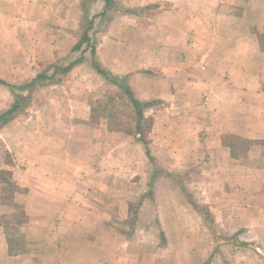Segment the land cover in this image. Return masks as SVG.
I'll return each instance as SVG.
<instances>
[{
	"label": "crops",
	"instance_id": "crops-1",
	"mask_svg": "<svg viewBox=\"0 0 264 264\" xmlns=\"http://www.w3.org/2000/svg\"><path fill=\"white\" fill-rule=\"evenodd\" d=\"M114 3L116 10L106 9L104 0H0V115L19 102L1 83L20 87L83 58L67 74L16 90L21 108L0 123L2 131L15 126L14 138L0 135V157L11 154L13 170L21 171L18 179L4 180L26 189L19 215L25 222L0 216V264H167L158 256L162 248L141 242L150 234L167 237L165 220L181 215L188 225L196 220L188 232L202 231L205 223L214 235L217 225L240 224L246 215L234 232L264 238V0ZM144 11L148 23L141 22ZM31 20L42 31L37 46H54L62 34L70 58L67 64L45 58L46 67L41 55L38 67L34 62L17 81L13 61L28 62L22 30ZM86 31L99 64L147 105L141 119L119 87L95 70L89 44L72 50ZM47 85L41 107L47 121L19 120ZM95 104L101 119L93 123ZM32 139L36 151L23 150ZM205 159L219 183L217 210H225L216 218L214 205L202 207L188 191L191 185L201 189V200L210 198V167L200 182L186 185L177 176ZM13 170L0 161L3 176ZM129 189L133 199L142 194L134 213ZM191 200L207 209L213 224ZM127 220L130 226L137 221L139 231L131 249L120 229Z\"/></svg>",
	"mask_w": 264,
	"mask_h": 264
},
{
	"label": "rangeland",
	"instance_id": "rangeland-1",
	"mask_svg": "<svg viewBox=\"0 0 264 264\" xmlns=\"http://www.w3.org/2000/svg\"><path fill=\"white\" fill-rule=\"evenodd\" d=\"M97 8L99 10H102V2L100 4V1L98 2ZM150 17L149 11H144L142 13L141 22L144 23L146 21L148 23V18ZM82 20H80L82 24ZM79 23V22H78ZM81 24H79L81 26ZM79 26V27H80ZM148 25H145L147 27ZM25 30H22V38H26L25 42L26 44L23 45L22 51L25 53V57L28 59V62L24 63L22 61H19L15 58V61L13 63H16L18 68V75L16 72L14 73V76L17 75V81L23 80V77L19 73H28V71L35 69L38 67L39 57L42 55L44 57L46 67L49 66L48 60L45 58L51 57L52 60L54 58L55 61L58 63L67 64L69 62L68 57L69 50L71 46H69V38H65L64 35L60 34L61 36L57 38L56 43H54V46H37L36 45V38L37 35L40 34L42 31L39 27H37V22L34 20L29 21L25 24ZM28 29V30H27ZM264 39V38H263ZM35 43V44H34ZM58 43V44H57ZM55 49V50H54ZM72 58V55H71ZM35 63V66H32V64ZM28 69V70H27ZM13 80V77H12ZM50 85H47L43 87L41 93L38 95L36 100H33V103L31 104V109L29 108L27 112H25L22 115H19V120L22 121H47V115H43L41 111L42 107V100L45 98L46 91L50 89ZM39 99L40 102L37 101ZM93 113H92V122H98L101 119V111L97 108L96 104L92 107ZM125 109V108H123ZM128 111V112H127ZM124 115L129 113V110L125 109ZM24 115V116H23ZM25 117V118H24ZM123 120H126V118H122ZM126 123H130V121H125ZM132 122V121H131ZM15 126H11L8 130H0V135L2 138L10 139L14 138L10 131ZM38 127L34 126L31 129V132L34 133ZM19 132V129H18ZM17 133V132H16ZM48 133V128L45 129V134ZM33 140V141H32ZM28 141L27 146L24 144L23 150L28 151H36L37 145H34V141L36 139H32ZM20 146V144H17ZM16 145V146H17ZM5 144L3 142V145L0 144V150L4 149ZM17 148V147H16ZM0 157L2 160L1 162H4V166H8V169L13 170L14 163L12 162L13 158ZM19 161L21 160L20 157H18ZM18 161V163H19ZM210 167V162L208 159H205L204 161L201 160L198 163H194L192 165H189L182 173L178 174L177 176L180 177L182 183H186V185L191 184V182L201 181L203 178L202 170H207ZM212 167V164H211ZM207 172V175L211 177V182L209 183V187L207 188V194L210 196V198L207 196L206 199L201 200L200 194L201 189L200 188H192L191 185L188 186V191L196 201L202 206V207H210L214 205V208H212V214L213 217L216 218L217 214L225 215L224 208L217 210V205L219 202H215V199L218 197V194H216L219 190L217 188V180L213 179L212 174V168ZM152 170V167L149 166V170ZM148 170V171H149ZM150 170V171H151ZM14 173L10 175H2L0 173V216H2V219L7 222L16 223L17 225L21 222L24 223L25 219L20 218V209L22 206V199L26 195V189L20 188V186L16 185V183L9 182L6 183L4 180L5 176H12L13 178L18 179L20 176V170L17 169V171L13 170ZM134 180L139 181V177L134 178ZM127 181H122L121 183H127ZM121 183H118L121 185ZM138 190V188H137ZM130 192V196L127 199L129 206L134 205V207L131 209L133 213L135 210H137V205L142 200V194L137 192L140 195V198L133 199L135 196L132 194V190H128ZM143 193V192H142ZM119 194V193H118ZM197 194V195H196ZM216 194V196H214ZM216 201H219L216 199ZM192 216V215H190ZM246 215L243 216V222H240V224L229 223L224 225L223 223L219 224V227L217 225V229L215 232V235L212 233L211 229L208 227L207 224L204 223V228L202 231L200 229H197V232H188L187 229H192L193 227L196 229L195 221L189 222V225L187 221L184 219V215H181L180 217H177L173 219V221L165 220V228L167 231V237L157 236L154 237L150 234L149 238H146L141 244H144V246H151L153 250L157 248H162L163 250L161 252H158L159 255L163 257L167 264H205L208 260H210V264H264V238L261 237H246L245 233L246 230L240 229L239 233H241L240 236L234 237V235L237 232L236 228L239 227V225H245ZM131 217V213L130 216ZM212 218V217H211ZM215 221V220H214ZM137 222V221H136ZM136 222L133 226L129 225V221H125L122 223V227L120 228L122 231H124L126 236V242L125 247L130 246V242L132 240L138 239L139 231L136 232ZM146 221L142 219L139 222V227L141 225L142 231L146 229V227H143V223ZM204 222V221H203ZM216 222V221H215ZM19 224V226L21 225ZM209 224L211 225V220L209 218ZM192 226V227H191ZM216 228V224H215ZM141 230V229H140ZM141 232V231H140ZM23 235V234H21ZM24 245V244H23ZM132 247L130 246V249ZM129 261H131V258H128Z\"/></svg>",
	"mask_w": 264,
	"mask_h": 264
},
{
	"label": "trees",
	"instance_id": "trees-1",
	"mask_svg": "<svg viewBox=\"0 0 264 264\" xmlns=\"http://www.w3.org/2000/svg\"><path fill=\"white\" fill-rule=\"evenodd\" d=\"M104 1L106 3V9H110V10H116L117 9V6L115 5L114 0H104ZM104 15H105V13H104ZM84 43H88L89 48H91L90 51L93 55L92 56L93 57L92 65L95 68V70L98 72V74L104 76L108 80L109 83L119 87L120 91L122 93H124L128 97V99L130 100L132 106L134 107L135 113L137 114L138 119H141L142 118V110L147 105H143L138 100H136L134 98L130 88L128 86H126V84L124 82H121L117 78L113 77L107 70H105L99 64V62L95 58V47H94V45L91 44V39L89 38L87 31L83 33L80 41L78 42V44H76L73 47L72 50L73 51L80 50L83 47ZM82 61H83V58L81 57L78 60H74L68 66H55L54 67V73L52 76H50V77L47 76L46 71H45L44 73L40 74L35 80L30 82L29 84H26V85H23L20 87H12V86L7 85L5 83H1V84L6 85L16 95L19 102L12 109H10V110H8V111H6L0 115V123L4 124V123L8 122V120L11 118V116H13V114L15 112H17L18 110H20V108H21V102L20 101L23 100V98L17 94L16 90L24 91V90H28V89H34L35 86L37 85V83H40V82L46 81V80H54L58 74H67L69 71H71L76 65L80 64ZM138 131L141 132L140 124H138ZM242 147H243V145H242ZM147 153L149 155L148 151H147ZM235 157L238 158L237 156H235ZM191 202H192V206L196 209V211L198 213H200L203 217L205 216L206 221L209 222V219H207V217H208L207 214H204V213H206L205 211H207V209L200 207L199 205L194 203L193 200H191ZM211 224H213V223L211 222ZM210 228H212V227L210 226Z\"/></svg>",
	"mask_w": 264,
	"mask_h": 264
}]
</instances>
